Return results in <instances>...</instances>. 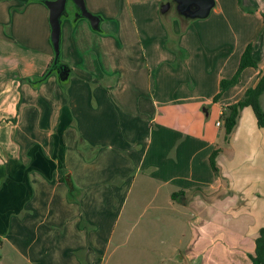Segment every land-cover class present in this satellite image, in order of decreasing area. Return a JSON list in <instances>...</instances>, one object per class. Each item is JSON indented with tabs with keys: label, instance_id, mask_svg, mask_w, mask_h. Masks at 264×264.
<instances>
[{
	"label": "crops",
	"instance_id": "obj_1",
	"mask_svg": "<svg viewBox=\"0 0 264 264\" xmlns=\"http://www.w3.org/2000/svg\"><path fill=\"white\" fill-rule=\"evenodd\" d=\"M85 1L92 12L101 15L102 31L94 29L84 17L74 21L73 14L64 19L61 58L69 66V77L61 82L58 73H53L35 87L27 78L41 76L55 58L49 8L44 0H0V264H62L63 260L92 263L88 258L100 255L90 238L97 231L96 215L114 214L124 178H136L147 158L161 174L159 178L186 184L176 185L173 192H178L177 198L171 194L175 203L188 205L189 191L194 188L188 186L200 184V179L193 176L199 171L194 168L195 158L200 167H207L215 175L212 182L220 178V170L242 188L249 178L254 184L258 182L253 192L259 200L249 225L255 243L250 240L248 249L226 239L219 243L228 250V263L260 264L253 255L258 232L264 227V128L258 125L255 113L254 118L251 114V129L256 140H263L261 149L254 151L250 147L253 145L242 139L246 135L243 131L249 129L241 128L242 132L234 136L243 112L251 111L250 106L241 111L236 129L224 137L228 148L220 147L216 159L219 171L211 172L210 156L223 126L217 125L218 118L243 92L237 88L238 81L217 101L214 99L221 90V80L237 70L235 56L224 55L210 70L203 58L182 60L190 55L188 49L187 54L180 53L178 68L172 64L177 59L173 51L157 43L152 45L155 35L167 37L161 4L172 0ZM240 1L216 0L220 21H230V16L236 21L242 17L250 24L256 21V34L261 35L264 0H252L256 4L247 11ZM136 7L142 22L152 21L142 12L151 7L153 22L160 29L152 30L150 23H154L149 22L139 30ZM176 21L167 24L175 28ZM142 39H151L150 45H144ZM17 42L30 49L31 55L24 62ZM248 43L239 52L240 59ZM34 50L40 57L32 58ZM257 54L264 55V45H255L254 56ZM258 61V67L244 70L255 69L251 86L264 72V61ZM190 83L194 91L188 88ZM177 107L183 112H177ZM204 114L216 116L213 137L201 129L207 125ZM194 126L197 131L200 127L195 136ZM169 139L179 145L176 151L174 147L165 151L162 143ZM193 142L194 152L186 147ZM151 150L156 157L152 158ZM166 166L170 169L163 175ZM182 166L185 174H180ZM69 179L78 189L72 197ZM99 180L111 184L104 198L113 197L115 201L98 205L92 199ZM212 182L195 187H219ZM204 198L207 200L208 195ZM241 204L240 196L232 197V209H239ZM107 219L111 218L105 217L106 225H101V230L111 228ZM197 244L208 257L204 249L212 244ZM176 255L177 261L187 262L182 252Z\"/></svg>",
	"mask_w": 264,
	"mask_h": 264
},
{
	"label": "rangeland",
	"instance_id": "obj_2",
	"mask_svg": "<svg viewBox=\"0 0 264 264\" xmlns=\"http://www.w3.org/2000/svg\"><path fill=\"white\" fill-rule=\"evenodd\" d=\"M218 1L219 0H217V3ZM240 2L244 11L251 9L250 7L256 4L253 3L252 0H242ZM162 5L163 4H161V6ZM216 7L217 6L213 8L211 14L207 18L188 20L183 19V17L177 13L176 5L172 3L170 13L166 12L161 16L166 29H168L167 22H169L171 26V20L177 19L175 28L172 27L175 34H170L166 31V38H160V36L155 35L152 45L157 43L162 48H168L173 51L177 59H175L172 64L173 66H178V68L181 63V59H179L181 56L180 53L185 52L187 54L188 49H190V55H184L187 57L182 60H186V58L190 59L191 57L203 58L206 64H210L209 67L211 70L214 68L213 63L216 67L217 63L220 62L218 60H221L224 55H234L237 61V69L240 61L239 52L243 49L247 41L254 43V46L256 44L264 45V24L262 26L263 31L261 35L257 36L256 27L259 23L253 21L250 24V22L244 20L242 17L236 21L231 19V16L230 21L226 20L225 23H222L216 13ZM67 10L71 17L76 13L77 9L72 0L68 1ZM134 12L137 19H134L135 24L139 30H142V27L149 22L155 21L153 18L155 14L151 7H146L145 11L143 8L142 12L150 17L152 21L142 22L137 12V7ZM69 16H64L63 20ZM184 20H186V22ZM183 22L189 23L186 29L182 28ZM153 23L154 26L150 23L153 28L152 30L158 31L160 29L158 23ZM145 39H142V42L144 45L149 46L151 39L148 42ZM186 43L189 44L186 45ZM17 47L18 51L22 52L20 57L22 58V62H24V60L28 59L31 55L30 49L22 46L19 42H17ZM204 54L206 55L204 56ZM65 55L66 52L65 49H63L62 56L65 57ZM37 56L40 57L37 52H32L33 59ZM257 57V59L264 61L263 54H257ZM183 66L185 67V65H181V67ZM254 71V68H248L242 73L237 87L243 89L241 97H243L247 88L252 85L254 79L252 75ZM184 75V73L179 74L181 77ZM191 85V83L190 85L188 84V88L193 90L194 86ZM261 102L264 108V95ZM250 110L251 111L243 112L242 118L245 123L243 124V120L240 121L239 124L237 123L239 127H236L238 129L234 136H238V132L241 128L249 129L243 131L242 135H246L242 139H247L248 145H253L250 147L257 152L261 149L263 140H256L254 136V131L251 129V114L253 116L254 111L251 107ZM176 111L183 112L179 110V107H177ZM218 119L222 120L223 126L220 129V134L217 135V144L215 148L220 150L221 148L227 149L228 145L224 140L227 133L223 118L219 117ZM215 120V114L211 116L204 114V121L207 125L201 127V129L204 130V132L206 130L210 137H213L216 131L214 127ZM197 129L198 128L194 126V136L200 131V127L198 131ZM241 132L242 130L240 133ZM252 136L254 141H251ZM147 138L152 139L151 134H148ZM163 143L162 145L166 152L173 147L176 151L179 146L172 144L170 139L164 144ZM177 144H179V142H177ZM149 145L150 148L153 147L151 141ZM195 145L196 144L193 142V144H188L186 147L188 150L193 149L194 152L196 150ZM151 152L153 153L152 150ZM154 154L155 153L152 154V158L157 156ZM216 159L218 158L216 157ZM149 160L150 158H147L143 169L135 174L136 178H124L122 195L119 197L120 199H118L119 208L114 211V214L110 216L108 214L106 215L104 212L101 215H96L95 221L98 226L97 231L93 232L90 238L91 241L94 242L96 249L99 250L100 255H92L89 257L88 260L93 261L90 264H233L227 262L231 257L227 252L228 250L222 248V244L219 243V240H229V243L232 245H238L244 249L250 247V243H248L250 240L254 239L255 243V236L253 237V232L250 234L249 225L254 218L252 212L254 213L258 204L257 201L259 200V197L255 196L256 192H253L258 182L254 184L252 183V179L249 178L244 188L239 187L238 183L232 181L230 178L231 176L226 175L224 170H220V178H218L216 182H212V176L215 175H211L207 167H200L198 163L199 159L195 158L194 168H198L199 171L193 173V176H195V179H200V184H187L189 185L188 188L194 187L189 191L188 205L178 202L175 203L171 201V194L173 195L176 185L186 184L182 182L176 184L174 182H168L169 178H159L161 174L157 173V168L154 169L149 165ZM164 169H166L165 173H161L166 175L170 168L166 166ZM185 169L186 168L182 166L180 174H185ZM211 172L213 173L215 171L211 169ZM99 181L100 182L96 183L98 188L97 192L92 191L94 198L93 196L91 197L95 199L98 205L101 203L108 204L111 200H114L113 197L110 199L104 198V196L108 194L105 193V190L106 188L110 189L111 184L102 180ZM211 182L218 184L219 187L216 189L210 186L204 189L195 187H204L208 184L210 185ZM115 186L117 185L115 184ZM258 189L260 188L258 187ZM98 193H100L101 196L98 197ZM205 195H208L207 200L204 198ZM233 196H240L242 200L239 209H232ZM105 217L111 218L106 221L107 224L108 222L112 224L109 230H101L100 228L101 225H106ZM197 242L198 246L212 244L208 249H204L208 257L202 254V247L197 248L195 246ZM254 250L256 252V247H254ZM179 252H182L186 257V263L176 260V254ZM62 264L79 263H70L63 260Z\"/></svg>",
	"mask_w": 264,
	"mask_h": 264
},
{
	"label": "trees",
	"instance_id": "obj_3",
	"mask_svg": "<svg viewBox=\"0 0 264 264\" xmlns=\"http://www.w3.org/2000/svg\"><path fill=\"white\" fill-rule=\"evenodd\" d=\"M45 1V0H44ZM78 18L74 17L73 20L76 21ZM184 19V18H183ZM186 22V20H184ZM188 23H182V28L186 29ZM102 31V29L98 30ZM168 33L175 34L172 30V28L168 25ZM255 46L254 43L250 42L245 47L239 66L236 70V72L233 74L230 78H223L221 80V90L215 95L214 99L217 101L223 94V92L230 86L236 84L241 75L242 72L247 67H258V59L254 56ZM60 66H64L66 68H69V66L62 61V58L60 57L57 62H55V58L52 60V62L49 64L47 70L38 77H29L27 78L28 81H30L35 87H39L44 81H46L50 75L53 73H58V68ZM59 75V74H58ZM60 81L63 82L64 80ZM264 94V72H262L260 78L258 79L257 83L253 86H250L245 91L242 98H240L238 101L229 104L226 107V110L222 114L224 126L226 129V133L229 135L232 133L234 128L236 127L238 123V119L240 117L241 111L245 107H252L256 118L258 125L260 127L264 128V108L261 102V96ZM219 153V149H215L213 153L210 156V162L213 170L215 172L219 171L216 157ZM68 184L70 187V197L78 193V189L73 185L72 181L69 179ZM178 192L173 193V197L177 198ZM253 259L258 261L260 264H264V227H261L259 230V235L256 238V253L253 255Z\"/></svg>",
	"mask_w": 264,
	"mask_h": 264
},
{
	"label": "water",
	"instance_id": "obj_4",
	"mask_svg": "<svg viewBox=\"0 0 264 264\" xmlns=\"http://www.w3.org/2000/svg\"><path fill=\"white\" fill-rule=\"evenodd\" d=\"M69 0H45L50 11L51 23V40L55 50V62L61 57V42H62V23L63 17L69 16L67 4ZM76 6V18H87L90 20L92 27L100 30L102 17L92 12L85 0H72ZM172 3L176 5L177 13L184 19H202L207 18L213 8L216 6V0H172L162 5V12H167ZM58 74L61 80H66L69 77L70 70L64 66L58 68Z\"/></svg>",
	"mask_w": 264,
	"mask_h": 264
},
{
	"label": "built area",
	"instance_id": "obj_5",
	"mask_svg": "<svg viewBox=\"0 0 264 264\" xmlns=\"http://www.w3.org/2000/svg\"><path fill=\"white\" fill-rule=\"evenodd\" d=\"M217 125H219V126L222 125V120L219 119V120L217 121Z\"/></svg>",
	"mask_w": 264,
	"mask_h": 264
},
{
	"label": "flooded vegetation",
	"instance_id": "obj_6",
	"mask_svg": "<svg viewBox=\"0 0 264 264\" xmlns=\"http://www.w3.org/2000/svg\"><path fill=\"white\" fill-rule=\"evenodd\" d=\"M75 14V13H74Z\"/></svg>",
	"mask_w": 264,
	"mask_h": 264
}]
</instances>
